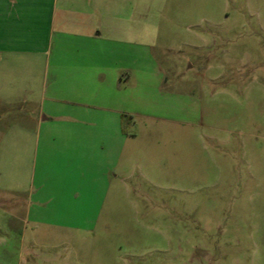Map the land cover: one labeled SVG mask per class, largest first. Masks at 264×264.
I'll return each instance as SVG.
<instances>
[{
	"label": "rangeland",
	"instance_id": "rangeland-1",
	"mask_svg": "<svg viewBox=\"0 0 264 264\" xmlns=\"http://www.w3.org/2000/svg\"><path fill=\"white\" fill-rule=\"evenodd\" d=\"M132 1L150 117L124 120L111 193L36 207L35 231L0 219V264H264V0ZM33 172L0 148L5 203Z\"/></svg>",
	"mask_w": 264,
	"mask_h": 264
},
{
	"label": "crops",
	"instance_id": "crops-1",
	"mask_svg": "<svg viewBox=\"0 0 264 264\" xmlns=\"http://www.w3.org/2000/svg\"><path fill=\"white\" fill-rule=\"evenodd\" d=\"M133 12L132 0H0V148L34 162L6 203L0 193L1 220L34 230L45 224L36 207L75 206L87 183L112 192L124 120L150 117V52ZM5 234L1 224L3 254Z\"/></svg>",
	"mask_w": 264,
	"mask_h": 264
}]
</instances>
